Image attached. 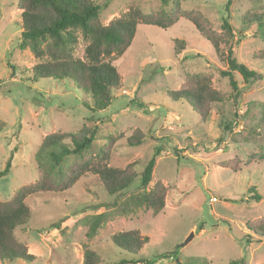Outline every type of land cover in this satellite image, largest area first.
<instances>
[{"label":"rangeland","instance_id":"obj_1","mask_svg":"<svg viewBox=\"0 0 264 264\" xmlns=\"http://www.w3.org/2000/svg\"><path fill=\"white\" fill-rule=\"evenodd\" d=\"M94 1L100 5L103 23L130 8L156 12L162 7L157 0ZM226 1L181 0L183 9L199 10L217 32L222 18L228 16L234 36L221 43L217 53L184 17L167 29L139 24L129 47L111 57L121 76L120 89L107 108L93 112L88 109L90 95L70 80H35L24 72L37 59L28 49L18 48L16 2L0 0V119L6 124L0 131V171L12 153L9 171L0 176V200L37 180L35 153L45 134L75 133L84 124L96 125L98 130L91 153L108 141L107 135H121L110 147L107 163L113 167L133 163L138 172L159 148L152 177L166 189L165 207L157 215L145 209L129 215L114 210V202L139 190V177L126 190L110 195L88 171L63 190L31 194L25 199L30 217L13 232L38 258L4 264H81L86 248L98 255L97 264H143L148 259H154L152 264H176L170 255L182 263L196 258L208 264H264V236L256 240L245 227V222L264 215V159L246 164L249 154L264 151V130L259 124L264 58L254 57L264 42L256 23H241L243 15H262L264 0H232L228 13ZM175 38L186 46L177 54ZM84 46L85 40L79 37L74 55L84 57ZM229 47L237 61L257 73L249 82L233 73L241 91L237 105L228 77L220 74L227 68ZM8 63L17 67L13 77ZM193 72L209 76L211 86L226 97L223 103L211 105L206 120L187 103L167 95L184 84L185 74ZM136 130L143 133V141L130 146L125 138ZM77 159L67 157L63 168ZM224 161L230 164L223 166ZM235 166L240 169L234 171ZM249 186L261 195L259 201L246 200ZM99 213H104L103 220L89 236ZM132 229L149 237L137 254L127 253L111 240L112 234ZM247 233L252 235L249 241ZM163 254L167 256L160 257Z\"/></svg>","mask_w":264,"mask_h":264},{"label":"trees","instance_id":"obj_2","mask_svg":"<svg viewBox=\"0 0 264 264\" xmlns=\"http://www.w3.org/2000/svg\"><path fill=\"white\" fill-rule=\"evenodd\" d=\"M19 13V40L18 48L28 49L37 59L30 68L24 72L31 73L36 80L52 77L55 79H67L74 87L85 94H89L91 105L88 109L93 112L107 108L115 96V92L122 85L121 76L112 62L111 57L120 56L131 44L135 31L139 24L154 25L161 29H167L173 25L179 17H184L195 26L217 53L220 44L234 36V30L228 16L222 18L220 31L217 32L211 26L209 19L196 9H183L181 0H157L162 7L156 12H143L139 8H130L119 16L113 17L107 23L100 18V5L94 0H14ZM232 0H227L225 9L228 13ZM169 5L168 8L165 6ZM263 15H243L242 25L256 23L258 37L264 42ZM85 40L84 57L74 55V49L78 38ZM173 52L175 54L186 48L183 40H173ZM256 58H264V48L254 54ZM226 69H221L220 74L228 77L233 91V100L237 105L240 94L233 73L238 72L245 82L252 77H257L254 70L249 69L244 63L237 61L235 52L229 47L225 56ZM9 74L14 76L17 69L13 63H8ZM167 95L173 99H180L187 103L196 114L206 120L213 103H223L225 95L213 88L209 76L204 73H187L184 76V84L176 90H170ZM85 105L87 102L84 103ZM262 108L260 127L264 130V102L259 103ZM5 122L0 119V131L5 127ZM96 125H82L75 133L52 132L45 134L39 143L35 160L39 172L36 181L22 185L10 198L0 200V264L22 260L31 263L38 257L28 251L27 244L16 239L14 230L27 223L30 217V209L25 199L31 194L46 191H60L75 182L84 172L95 174L101 181L106 192L110 195L119 193L129 188L136 177H139V190L126 195L119 202H114V210L117 214H134L140 209L151 210L157 215L165 207L166 189L159 180L153 181L152 171L155 165V157L160 152L157 148L152 157L137 172L136 164L130 163L124 168L113 167L107 163L111 144L121 135L115 137L107 135V142L98 144L94 153H91L93 144L98 139ZM144 135L136 130L125 138L128 145L134 146L142 143ZM65 139H69L65 142ZM76 155L77 162L71 167L63 168L66 158ZM264 159V151L249 154L246 164L251 161ZM12 153L9 154L0 176L5 175L10 168ZM229 161L222 162L228 166ZM239 166L233 167L234 171ZM249 195L247 201H259L261 195L254 186L246 189ZM104 213L96 214L90 225L87 235L95 233ZM254 239L264 236V215L255 221L245 222ZM231 229V226H229ZM252 235L247 233L246 240ZM149 237L141 235L138 230H126L111 235L113 244L130 254H137ZM163 254L160 257H166ZM159 257V256H158ZM176 264H208L206 260L196 258L180 262L175 256ZM135 260V259H134ZM137 260H142L137 258ZM98 255L86 248L81 264H97ZM121 262H128L122 260ZM154 259L145 260L143 264H152ZM232 262V261H231ZM235 262V261H234ZM243 262V261H240Z\"/></svg>","mask_w":264,"mask_h":264},{"label":"built area","instance_id":"obj_3","mask_svg":"<svg viewBox=\"0 0 264 264\" xmlns=\"http://www.w3.org/2000/svg\"><path fill=\"white\" fill-rule=\"evenodd\" d=\"M212 199H213V198H212ZM212 199H211V200H212Z\"/></svg>","mask_w":264,"mask_h":264}]
</instances>
